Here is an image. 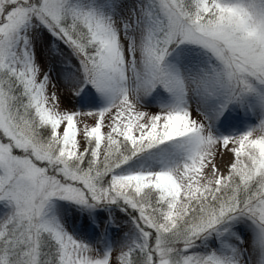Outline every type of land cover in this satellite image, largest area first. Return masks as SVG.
<instances>
[{"label": "snow or ice", "instance_id": "1", "mask_svg": "<svg viewBox=\"0 0 264 264\" xmlns=\"http://www.w3.org/2000/svg\"><path fill=\"white\" fill-rule=\"evenodd\" d=\"M0 264H264V0H0Z\"/></svg>", "mask_w": 264, "mask_h": 264}, {"label": "bare ground", "instance_id": "2", "mask_svg": "<svg viewBox=\"0 0 264 264\" xmlns=\"http://www.w3.org/2000/svg\"><path fill=\"white\" fill-rule=\"evenodd\" d=\"M228 160V157H225V161H227Z\"/></svg>", "mask_w": 264, "mask_h": 264}]
</instances>
